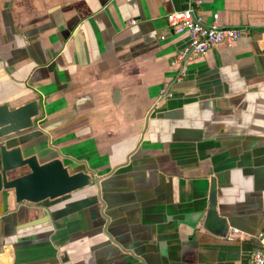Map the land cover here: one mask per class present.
<instances>
[{
    "label": "crops",
    "instance_id": "obj_1",
    "mask_svg": "<svg viewBox=\"0 0 264 264\" xmlns=\"http://www.w3.org/2000/svg\"><path fill=\"white\" fill-rule=\"evenodd\" d=\"M202 1L206 23L244 34L178 61L188 39L166 16L189 0H0V105L37 100L27 154L98 181L37 205L0 194V264H249L264 239V0ZM210 196L226 239L201 227Z\"/></svg>",
    "mask_w": 264,
    "mask_h": 264
},
{
    "label": "water",
    "instance_id": "obj_2",
    "mask_svg": "<svg viewBox=\"0 0 264 264\" xmlns=\"http://www.w3.org/2000/svg\"><path fill=\"white\" fill-rule=\"evenodd\" d=\"M39 111L37 100L14 109L7 104L0 105V194L5 193L6 199V194L11 192L16 205L42 204L91 183L87 173L70 174L59 159L39 164L34 156L23 157L28 148L22 143V134L36 127L34 120L39 116ZM22 170H26V173L22 174ZM95 183L98 181L95 180ZM210 190L212 194L216 192L214 179L210 180ZM212 197L209 198L201 227L217 238L226 239L229 222L219 214Z\"/></svg>",
    "mask_w": 264,
    "mask_h": 264
},
{
    "label": "built area",
    "instance_id": "obj_3",
    "mask_svg": "<svg viewBox=\"0 0 264 264\" xmlns=\"http://www.w3.org/2000/svg\"><path fill=\"white\" fill-rule=\"evenodd\" d=\"M202 2V0H189L185 10L172 12L166 16V23L173 33L184 35L188 39V45L178 61L190 55L203 56L210 48L222 43H235L244 34L243 29L221 25L217 14L212 15L210 22L206 23L197 14ZM184 72L182 68L178 78L184 75ZM249 264H264V239L261 240L260 249L250 254Z\"/></svg>",
    "mask_w": 264,
    "mask_h": 264
},
{
    "label": "flooded vegetation",
    "instance_id": "obj_4",
    "mask_svg": "<svg viewBox=\"0 0 264 264\" xmlns=\"http://www.w3.org/2000/svg\"><path fill=\"white\" fill-rule=\"evenodd\" d=\"M24 134V133H23ZM22 134V135H23ZM28 149H27V151H25L22 155H23V157H32V156H34V157H36V159H37V161L39 162V164H44V163H47V162H49V161H51V160H54V159H59V158H53V159H51V160H48V161H44V162H40V159L35 155V154H30V155H28L27 154V152H29L30 151V149H32V147H27ZM60 160V159H59ZM61 161V160H60ZM62 162V161H61ZM63 164V163H62ZM64 166V165H63ZM64 167H66V166H64ZM67 168V167H66ZM68 169V168H67ZM69 171V170H68ZM77 172H84V171H77ZM77 172H75V173H77ZM70 173V172H69ZM85 173H87V172H85ZM22 174H24V173H22ZM70 174H74V173H70ZM88 174V173H87ZM90 177H91V183L88 185V186H86V187H84V188H82V189H85V188H87V187H89V186H91L92 185V183L94 182L95 183V180H97V179H93L92 178V176L90 175V174H88ZM13 178V177H12ZM95 184H97V183H95ZM82 189H78V190H75V191H73V192H71V193H69V194H67V195H70V194H72V193H75V192H77V191H80V190H82ZM67 195H64V196H67ZM64 196H62V197H64ZM13 198H14V196H13ZM61 198V197H60ZM58 199V198H57Z\"/></svg>",
    "mask_w": 264,
    "mask_h": 264
}]
</instances>
